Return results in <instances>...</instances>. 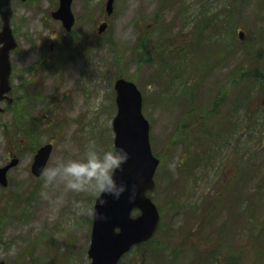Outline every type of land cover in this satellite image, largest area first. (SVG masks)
<instances>
[{
	"label": "rangeland",
	"instance_id": "1",
	"mask_svg": "<svg viewBox=\"0 0 264 264\" xmlns=\"http://www.w3.org/2000/svg\"><path fill=\"white\" fill-rule=\"evenodd\" d=\"M58 1L12 2V28L19 33L20 53L24 54L23 61L16 64L18 71L27 68L24 62L30 65L37 58L38 35L41 39H60V25L51 17ZM106 1L74 0V36L86 37L93 30L94 46L83 50L81 58L72 63H67L69 55L55 52L53 61L59 55L70 66L56 70L57 61L50 72H41V82L29 92L17 93L24 98L23 104L11 106L0 116V166L13 153L21 159L10 171V189L0 190V261L90 264L87 252L97 197L67 189L62 182L45 186L42 177L31 174L36 151L27 150V141L17 137L11 140L13 137L4 133V125L13 127L15 110L29 123H33V115L38 116L48 132H39L37 147L54 145L47 167L60 158H79L89 139L101 147L114 146V84L117 78L125 77L135 81L143 93L152 151L163 162L151 195L164 214L155 241L135 250L125 264H224L228 253L236 252L239 259L242 251L246 258L239 264H261L264 195L254 202L247 192L240 191L253 192L264 185V93L254 88L245 73L252 67L246 53L257 49L262 53L259 64L264 71V0H173L170 8L165 0H115L114 16L100 34L99 27L106 20ZM234 1L244 9L241 16L235 13L230 17L226 33L212 32L214 26L224 27L230 2ZM184 11L191 14L187 24ZM167 24L169 35L164 38L161 33ZM197 28H203V44L195 42L193 30ZM241 31L246 33L242 43L238 36ZM143 39L149 40L145 47L149 65H142L140 58L139 64H132L134 48L140 47ZM32 40L36 44L30 47ZM50 44L48 40L46 49ZM89 51L91 56L86 55ZM200 59L207 62L201 71L194 70ZM181 69L185 74L179 78ZM241 73L246 77L240 81ZM234 78L239 81L237 85ZM197 81H202V86H196ZM171 161H175L174 170L169 168ZM218 191L220 203L212 208L210 219L206 211L211 202L195 200L201 196L215 199L211 195ZM189 193L193 199L183 201L184 205L180 198L186 199ZM11 196L18 198L17 208L6 220L1 210ZM137 214L133 211V216ZM214 228L218 229L212 232ZM260 231L262 235L256 239ZM199 233L208 236L200 238ZM158 243L165 246L163 256L154 249ZM151 256L154 261L148 263Z\"/></svg>",
	"mask_w": 264,
	"mask_h": 264
},
{
	"label": "water",
	"instance_id": "2",
	"mask_svg": "<svg viewBox=\"0 0 264 264\" xmlns=\"http://www.w3.org/2000/svg\"><path fill=\"white\" fill-rule=\"evenodd\" d=\"M12 0H0V15L3 29L0 33V100L11 91L10 53L17 46L13 36L10 20L13 14ZM26 1V0H23ZM73 0H60V8L53 13L54 18L63 21L65 28L70 31L74 24L71 11ZM114 0L107 3L108 14L113 13ZM105 26L101 27L104 31ZM241 37L243 35L241 34ZM118 114L114 120L116 133L115 146H123L130 152V158L118 175L128 183L129 191L116 199L107 193L106 202L101 205L96 201L92 245L89 255L92 264H117L119 259L138 243L150 239L159 224V213L152 200L147 197L148 190L154 188V175L159 160L152 154L150 146V124L142 112V93L137 86L125 79L116 82ZM3 109L0 108V113ZM52 152V145L42 147L32 165V172L40 176ZM19 159H14L0 169V184L8 185L7 172L15 167ZM119 171V170H118ZM136 184L137 195L129 199L130 187ZM138 208L141 214L133 218V209ZM3 264V263H1Z\"/></svg>",
	"mask_w": 264,
	"mask_h": 264
},
{
	"label": "clouds",
	"instance_id": "3",
	"mask_svg": "<svg viewBox=\"0 0 264 264\" xmlns=\"http://www.w3.org/2000/svg\"><path fill=\"white\" fill-rule=\"evenodd\" d=\"M130 158V152L123 146L101 147L95 139H89L79 158L57 159L43 169L42 182L45 186L63 183L75 192L93 193L103 205L108 195L119 199L129 191V185L118 175ZM175 169V161L169 163ZM119 170V171H118ZM137 195L136 184L131 185L129 199Z\"/></svg>",
	"mask_w": 264,
	"mask_h": 264
},
{
	"label": "trees",
	"instance_id": "4",
	"mask_svg": "<svg viewBox=\"0 0 264 264\" xmlns=\"http://www.w3.org/2000/svg\"><path fill=\"white\" fill-rule=\"evenodd\" d=\"M243 7L240 6V4H238L236 1H234L233 3L230 2V5H229V8H228V12L230 13L229 17L225 19V22L226 24L224 25L223 28L221 27H217V26H214L212 28H210V30L212 32H215L217 33L218 31L222 30L221 33H226L229 29H228V22H232V20L230 19L231 16H235L237 13L238 16L240 17L241 14L243 13ZM189 18L188 17H185L184 18V21L188 22ZM197 27V25H196ZM209 28V27H208ZM236 28V27H235ZM205 29V28H204ZM194 35L196 38L195 42L196 43H202L203 44V40L201 38H203V28H197V29H194ZM262 38L264 39V36L263 34H261ZM256 40H259V38H255ZM145 47H146V44H145V41L144 43L139 47V45L136 46V48H134V51H133V56L130 60V63H137L139 64V58L141 59L142 58V65L144 64H148L149 61L148 59L145 58V54H146V51H145ZM262 50L264 51V47L262 48ZM193 54L197 53V51L195 52H192ZM246 58L247 60L249 61V64L252 66V67H248L249 71H246L245 73L246 74H249V78L250 80H252L253 82V85H254V88L258 87V90L262 91L264 93V71H263V68L260 66L259 62H260V57L262 56V53L259 52V50H250L246 53ZM192 61L194 63V58H191ZM187 63H190L189 59L186 60ZM203 63L201 61V59L199 61H197V65L194 64V70H200V69H203ZM252 68V69H251ZM185 74V71L183 69H181L179 71V78H182ZM245 74H240V76L237 78L239 79L240 78V81L245 79ZM236 78H234V84H238L239 81L237 80ZM201 82L202 81H197V84H195L196 86L197 85H201ZM193 86L194 89H198L199 87H196V86ZM258 85V86H257ZM24 116V115H23ZM17 122H16V125H13L15 127V130L13 128H10V125H5V134H8L11 136V134L13 133L16 134L17 136H20L21 137H26L27 138V141H29V143L32 145V143H34L35 145V139L38 137L39 135V130L41 128V124L37 121H34L33 122V126L30 127L28 126L26 123H25V119L24 117H20L19 114H17ZM12 135V137H13ZM14 137H16L14 135ZM14 138H12L11 140H13ZM183 170V169H182ZM178 171V170H177ZM245 185V184H244ZM243 192H247L251 198L253 199L254 202H256V200H259L261 201V197L264 195L263 192H264V185L261 184L259 186H257V189L253 192H248L244 189H242L240 191V194L243 193ZM258 201V202H259ZM5 210H3V213H4ZM161 212H163V210L161 209ZM230 222V219H228L226 221L227 225L228 223ZM261 232H259V236L256 237V239H259L261 237ZM154 241H152L153 243ZM163 247V244H160L158 243V247H154L155 250H157V248H161ZM236 252H231V253H228L225 257V261H224V264H239V260L241 262H243V258L246 257V254L244 251L241 252V255L238 259V257L236 256L235 254ZM261 254L263 255V260H262V263L261 264H264V249L261 251ZM154 261V257L151 256L149 257V259L147 260L148 263H151Z\"/></svg>",
	"mask_w": 264,
	"mask_h": 264
},
{
	"label": "flooded vegetation",
	"instance_id": "5",
	"mask_svg": "<svg viewBox=\"0 0 264 264\" xmlns=\"http://www.w3.org/2000/svg\"><path fill=\"white\" fill-rule=\"evenodd\" d=\"M17 2L20 1L17 0ZM55 21L59 23L61 28L60 39L56 37L48 39L49 42L51 41L50 48L48 50L46 49L48 40L44 38L41 39L40 35H38L39 45L35 49L36 50L35 55L37 56V58L30 65H26V63L24 62L22 65L27 66V68H25V70H20V71H18L16 64H20L23 61L24 54L20 53L21 46L19 41L17 40L18 48L12 53V57L14 56V58H16V61H14L15 64L11 57L12 60L11 81L13 83L12 84L13 89L10 99L9 100L6 99V102L9 101L11 105H15L17 102L20 101L21 98L18 97L17 95L18 92H24V88L27 89L26 86L32 83L35 78H36L35 83L38 84L39 82H41L43 77H40V73L45 71L50 72V68H54L57 61L58 62L56 68L70 66L66 64L64 59H59V55L57 60L53 61L57 57V55L56 56L54 55L55 52H58V50H60L61 56L69 55L67 63H72L73 61H76L78 58H81V56L83 55L82 53L83 50H89L94 46L96 41V36L94 34L95 32L93 30H89L90 29L89 27L83 25L85 29L89 30V33L85 35L86 37H84L83 34H81L80 37L79 36L74 37L75 34L73 32L74 30L72 32L67 33L63 29L62 23L57 20ZM14 34L17 39V37L19 36L18 31L15 30ZM35 44L36 42H33L32 40L30 47H33ZM91 54L92 52L89 51V53L86 55L91 56ZM42 76H44V74H42Z\"/></svg>",
	"mask_w": 264,
	"mask_h": 264
}]
</instances>
